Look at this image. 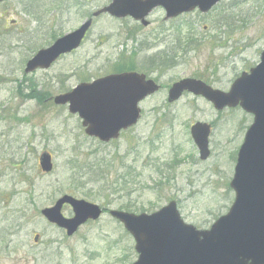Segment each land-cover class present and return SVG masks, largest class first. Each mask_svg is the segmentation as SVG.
Masks as SVG:
<instances>
[{
	"label": "rangeland",
	"instance_id": "obj_1",
	"mask_svg": "<svg viewBox=\"0 0 264 264\" xmlns=\"http://www.w3.org/2000/svg\"><path fill=\"white\" fill-rule=\"evenodd\" d=\"M41 1L48 10L50 0ZM110 1L70 6L67 31ZM25 6L18 0L0 6V264L136 261L133 239L108 215L70 239L48 224L41 210L63 195L133 214H149L175 201L182 220L197 230H208L224 216L234 200L229 183L237 150L252 123L249 115L239 109L219 114L191 95L168 104L164 90L140 103L142 116L136 126L103 145L86 138L80 119L66 106H55L52 98L83 81L112 74L121 55L131 58L141 72L159 52L175 57L169 69L158 73L161 85L199 79L227 91L242 72L259 63L264 50V0H223L207 14L194 11L169 21L157 10L149 16L148 27L104 15L94 20L88 40L76 52L34 75L25 74L24 68L36 46H20L15 31L9 30L12 21L23 18L19 13ZM36 94L42 95L41 100ZM198 122L213 126L205 161L199 160L189 133ZM42 153L52 156L53 171L47 175L38 166ZM92 157L112 159L109 173L92 174L96 183L86 185L87 179L73 180L78 171L72 165ZM121 165L129 173L131 167V175L114 185ZM100 191L109 197V206L83 196ZM62 212L66 218L72 216L67 206Z\"/></svg>",
	"mask_w": 264,
	"mask_h": 264
},
{
	"label": "water",
	"instance_id": "obj_2",
	"mask_svg": "<svg viewBox=\"0 0 264 264\" xmlns=\"http://www.w3.org/2000/svg\"><path fill=\"white\" fill-rule=\"evenodd\" d=\"M218 2L220 0H112L93 17L103 13L118 19L131 17L147 26L145 19L155 8H163L167 20L195 9L207 13ZM91 23L92 20L84 22L51 47L38 51L26 63L24 73L46 70L59 56L78 49ZM158 89L151 80H145L144 75L126 72L78 84L70 92L56 96L53 103L67 106L71 115H78L87 137L109 143L117 140L122 130L136 125L140 118L139 104ZM184 92L204 98L217 111L240 107L253 117L229 184L234 201L228 212L208 230H197L186 224L175 201L150 214L111 210L109 215L119 221L134 240L137 260L133 264H264V50L259 63L248 73H242L227 93L213 90L199 80L184 79L172 85L167 102H176ZM190 133L200 160H206L210 127L196 123ZM39 166L43 173H50L51 156L44 153ZM64 205L70 206L72 218L62 215ZM101 214L98 205L68 195L41 211L48 223L65 230L67 236H72L86 221L98 220Z\"/></svg>",
	"mask_w": 264,
	"mask_h": 264
},
{
	"label": "flooded vegetation",
	"instance_id": "obj_3",
	"mask_svg": "<svg viewBox=\"0 0 264 264\" xmlns=\"http://www.w3.org/2000/svg\"><path fill=\"white\" fill-rule=\"evenodd\" d=\"M23 1L25 3H27V6L24 7V10H22L19 13V14L23 15V18L22 17H18L17 21H12L13 23L11 25H12L13 29H9V30H11V31L14 30L15 31L16 36H17V38L19 40V45L20 46H25V45L29 44V45H32V46H36V50L39 51V50H42V49H45V48H48V47L52 46L56 40H58L59 38H61L65 34L69 33L67 31V27L66 26L68 25V18L67 17H68V12H69V7L70 6H75V8L77 9L78 6L80 5V1L85 3V4H92L96 0H50V1H48V7H49L48 10H46V6L44 5V3L41 0H18V3H21ZM8 2H9V0L7 1V3ZM5 3L6 2L0 3V6L5 4ZM39 4H41V5L39 6ZM214 8H212V10ZM50 9H52V11ZM98 10H100V9H97L96 11H98ZM157 10H161L164 13V17H165L164 9L158 7V8L153 9L150 12V14L148 15V18L154 11H157ZM96 11H92L91 13L87 14V16L84 19V21H87V20L92 18V25H91L90 29L88 30V32L86 33L84 39L82 40L80 47L85 43V41L88 40V38L90 36V30H91V28H92V26L94 24V20L99 18V17H101V16L107 15V14H101L98 17H93V14ZM109 17L115 18V17H112V16H109ZM176 18H178V17H176ZM176 18H172V19H176ZM115 19H118V18H115ZM122 19H132V18L131 17H126V18H122ZM136 23H138V22H136ZM148 26H150V22H149V24L146 27H148ZM5 29H7V28H5ZM128 36H129L130 39H134V34H129ZM76 51L77 50L71 52L70 54H73ZM172 54H174V53H172ZM68 55L69 54L60 56L56 60V62L54 64H52V66L49 69H51L54 65H56L58 62H60L62 59H64ZM174 59H175V57L172 56V55L166 54L165 52H163V53L159 52L154 57L149 59L150 61L147 64L146 68H144L143 71H141V72H137V70H135V67H134L135 64L132 62L131 58H127L125 60L130 64V66L134 67V70H129V72H137L139 74H143L145 76L146 80H151V81H153V83L156 86H158L159 89H158L157 93L165 90L167 92V95H168V92H169L171 86L174 83H172L168 87L167 86L165 87V86L161 85L159 83V80H158V73L160 71L166 70V68L169 69L170 68L169 64L171 62H173ZM122 62L123 61H122V59L120 57V64ZM48 70H45V71H48ZM43 71L44 70H36L32 75L36 74L37 72H43ZM112 74H114V73H112ZM93 80H95V79H93ZM93 80H87V81H83V82L89 83V82H92ZM196 80H199V79H196ZM200 81H202V80H200ZM202 82H204V81H202ZM204 83L206 85L212 87L209 83H206V82H204ZM227 91H228V89H227ZM223 92H226V91H223ZM184 95H191L193 97H196V96H194V95H192L190 93H187V92H185L183 94V96ZM196 98H201V97H196ZM236 109H239V108H235V109L225 108L223 110L217 111V113L221 114L224 111H230V110H236ZM141 116H142V112H141ZM193 125L194 124H192L190 126L189 133H190V129H191V127ZM212 127L213 126L210 125V130L211 131H212ZM190 137H191V133H190ZM243 139H244V137H243ZM191 140H192V137H191ZM192 142H193V140H192ZM193 145H194V143H193ZM195 148L198 151L196 146H195ZM238 150H237V153H238ZM237 153H236V158H237ZM198 156H199V151H198ZM209 156H210V154H209ZM199 160H200V158H199ZM235 164H236V159H235ZM102 210H103L102 216L103 215H108L109 216V212L111 211V209L103 208ZM109 218H110V216H109ZM111 220L114 223L118 224L120 227L123 228V226L118 221H116V220H114L112 218H111ZM95 222H97V221H91V220L86 221L82 226H80L77 229L76 233L74 235H72L71 237H67L64 230H60V231L65 234L67 239H70V238H73L76 235H78L80 233V231H82L84 228L88 227L90 224L95 223ZM34 245H37V243L35 242Z\"/></svg>",
	"mask_w": 264,
	"mask_h": 264
},
{
	"label": "trees",
	"instance_id": "obj_4",
	"mask_svg": "<svg viewBox=\"0 0 264 264\" xmlns=\"http://www.w3.org/2000/svg\"><path fill=\"white\" fill-rule=\"evenodd\" d=\"M121 59H122L123 62H122V64L118 65V68H117V70L115 72H123V71L134 70V67L130 66V64L125 60L124 57H121ZM33 92H34V90H33ZM35 97L38 98V100H41L42 95L41 94H36ZM94 155H96V153ZM119 160H121V158ZM84 162L85 163H82L80 165H76L75 163L72 165L73 169L78 171V174L75 175L72 179L75 180V181H80V180L87 179V181H85L83 183V185H86V184L92 183V182L96 183L95 180H91L90 179V176L92 174L96 175L97 173H100V174H98V176H100V175L103 176L104 173H109L108 168L111 169L113 167L112 159L106 160V161L103 160V159H100V161H96L95 157H92V159L85 160ZM106 168H107V170L104 171V169H106ZM120 169L122 170V172H121V174L116 175L118 178H117V180H116L114 185H119L118 183L120 181H125L124 176H130L131 175V170H132L131 167H130V173L127 172V170L123 167V165H121ZM83 171H84V173L80 175V173L83 172ZM118 172L119 171H116L115 174H117ZM83 196H85V197L87 196L88 198H90V199H92L94 201H99V202H102V203L104 202L106 204V205L103 204L104 206H109V204H111V201L109 200V197L104 195V193L101 192V191L97 192V194L91 193L89 195L85 194Z\"/></svg>",
	"mask_w": 264,
	"mask_h": 264
}]
</instances>
